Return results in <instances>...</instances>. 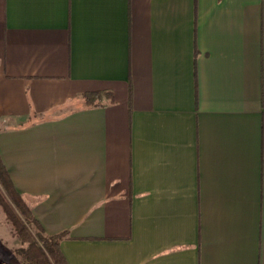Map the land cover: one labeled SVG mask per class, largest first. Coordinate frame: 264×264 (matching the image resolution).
Masks as SVG:
<instances>
[{"label": "crops", "instance_id": "crops-1", "mask_svg": "<svg viewBox=\"0 0 264 264\" xmlns=\"http://www.w3.org/2000/svg\"><path fill=\"white\" fill-rule=\"evenodd\" d=\"M0 158L68 264H264V0H0Z\"/></svg>", "mask_w": 264, "mask_h": 264}, {"label": "trees", "instance_id": "trees-1", "mask_svg": "<svg viewBox=\"0 0 264 264\" xmlns=\"http://www.w3.org/2000/svg\"><path fill=\"white\" fill-rule=\"evenodd\" d=\"M103 97L112 101L110 91L86 92L82 95L85 105H101ZM0 183L5 189V196L0 192V206L12 222L18 237L26 246L18 253L27 264H68L60 249V240L65 233L46 235L40 223L33 216L22 197L13 189L11 181L0 158ZM21 215L23 220L20 219ZM33 224L38 233L33 234L27 224Z\"/></svg>", "mask_w": 264, "mask_h": 264}, {"label": "rangeland", "instance_id": "rangeland-1", "mask_svg": "<svg viewBox=\"0 0 264 264\" xmlns=\"http://www.w3.org/2000/svg\"><path fill=\"white\" fill-rule=\"evenodd\" d=\"M0 192L5 196V189L0 183ZM20 219L23 220L21 215ZM28 229L37 234V228L33 224H27ZM12 222L7 218L5 212L0 206V264H27L22 261L18 251L25 247Z\"/></svg>", "mask_w": 264, "mask_h": 264}]
</instances>
